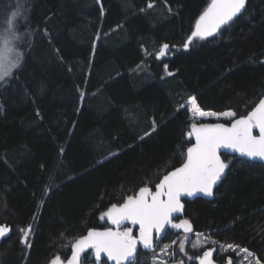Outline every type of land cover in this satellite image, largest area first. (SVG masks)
I'll return each mask as SVG.
<instances>
[{"label": "trees", "instance_id": "obj_1", "mask_svg": "<svg viewBox=\"0 0 264 264\" xmlns=\"http://www.w3.org/2000/svg\"><path fill=\"white\" fill-rule=\"evenodd\" d=\"M209 3L0 0V29L18 12L23 53L0 82V225L11 227L0 264L65 261L87 230L111 228L100 219L111 204L140 186L154 190L182 164L194 122L189 97L204 111H234L233 119L254 108L264 93V0H246L232 22L185 49ZM165 43L169 55L158 62ZM222 158L229 166L213 199L185 201L179 216L193 228L187 262L214 248L235 264H264V164ZM29 225L30 247L20 231ZM197 234L205 247H193ZM173 238L168 230L163 243ZM89 256L81 264H96ZM155 259L139 248L137 264Z\"/></svg>", "mask_w": 264, "mask_h": 264}, {"label": "snow or ice", "instance_id": "obj_2", "mask_svg": "<svg viewBox=\"0 0 264 264\" xmlns=\"http://www.w3.org/2000/svg\"><path fill=\"white\" fill-rule=\"evenodd\" d=\"M246 0H210V3L195 21V28L187 41L183 44L185 49L196 38L206 39L214 36L221 28L232 22L245 8ZM151 8L153 5L148 4ZM18 12L12 13V18H5L6 28L0 34V82L10 77L13 70L17 68L22 60L20 52L15 51V41L18 39L16 28V17ZM169 51V45L163 44L156 54V59L165 57ZM14 55V59L11 57ZM165 73L173 75L168 71V65H164ZM190 112L193 123L186 138L190 146L186 149L185 158L180 167L166 172L154 186H140L133 194L122 198L121 202L111 204L100 216L101 220L106 218L113 227L104 230H87L86 235L76 238L71 242V258L67 264H81V255L91 249L97 264H101L102 256L114 264H137L139 248L155 252L156 241H163L167 234V228L182 230L185 233L184 240L179 243V252H185V242L188 235L193 232L189 220L178 219L176 214L182 212L184 205L182 197H193L198 193L205 196L213 195V187L225 174L228 162L221 159V150H231L251 159L264 161V99L246 115L239 118L237 113L231 110L217 113L204 111L195 97H189ZM184 107V106H182ZM221 117L231 119L230 126L224 123H197L199 118ZM153 121V131H155ZM257 130L258 134H254ZM194 139V143L191 141ZM138 230V234H134ZM21 243L30 247L27 237L31 232V225L21 229ZM11 227L0 225V240L8 238ZM193 243V247H205L200 244L199 236ZM175 241L164 244L160 248V255H171L170 249ZM233 249L229 244L225 250ZM247 252V249L244 250ZM214 248H206L201 255L196 257L198 264H216L214 259ZM251 255V253H248ZM50 264H63L60 256L54 257ZM156 264H169L167 260H157ZM179 264H184L183 260ZM226 264H234L229 256ZM257 264H260L257 260Z\"/></svg>", "mask_w": 264, "mask_h": 264}, {"label": "rangeland", "instance_id": "obj_3", "mask_svg": "<svg viewBox=\"0 0 264 264\" xmlns=\"http://www.w3.org/2000/svg\"><path fill=\"white\" fill-rule=\"evenodd\" d=\"M148 4H149V3H148ZM148 4H147V6H146L147 8H148ZM5 28H6V27H4V28L2 27V28L0 29V34H3ZM17 37L19 38L18 33H17ZM18 43H19V39H17V40L15 41V51H17L16 48L19 49L20 44H18ZM152 49H153V48H152ZM156 51H159V49L157 48ZM21 54H23L22 51H21ZM168 55H169V54H168ZM166 56H167V55H166ZM166 56H165V57H166ZM11 59H14V55L11 57ZM186 104H187V106H188V108H189V110H190L189 100L187 101ZM190 113H191V112H190ZM199 119L213 120V119H216V118H215V117H207V118H199ZM227 120H230V119H227V118H224V117H221L219 120L216 119V121H227ZM230 121H231V120H230ZM178 218H179V217H178ZM104 220L107 221L106 218H105ZM182 220H184V219H180V218H179V219H177L175 222H180V221H182ZM34 230H35L34 225H31V232L29 233V235H28V237H27L28 244H30L31 235L34 233ZM169 230L173 232V237H174V238H173V241L176 240L175 245L172 247V249H170L171 255H169V254L160 255V254H159V252H160V248L163 247L164 243H163V241H162V242H160V241H156V244H157V247H156V249H155L156 259H155V261H154V264H156V261H157V260H160V259L167 260V261L169 262V264H179V262H180L181 260H183L184 264H188L187 261H192V258L188 256V251H189V250L191 249V247H192V246L189 245V241L191 240V236H192V235H191V234H187V235H188V240L185 242V252H184V253H181V252H179V243H180V241L184 240L185 233H184L182 230L171 229L170 227H169ZM135 231H136V230H134V232H135ZM21 244H22V245H25V244H23V243H21ZM220 247H222V246H220ZM227 251H229V252H231V253H234V254H236L238 257L243 258V259H249V258L251 257V255H248V252H245L244 250H237V249L233 248V249H229V250H227ZM89 255H90V256L88 257L89 260H95V256H94L93 251H90V252H89ZM180 257H181V258H180ZM195 261H197V259H196ZM63 262H64V261H63ZM93 263H96V264H97L96 260L93 261ZM101 264H102V263H101Z\"/></svg>", "mask_w": 264, "mask_h": 264}, {"label": "water", "instance_id": "obj_4", "mask_svg": "<svg viewBox=\"0 0 264 264\" xmlns=\"http://www.w3.org/2000/svg\"><path fill=\"white\" fill-rule=\"evenodd\" d=\"M209 38V37H208ZM207 39V38H206ZM168 53H169V51H168ZM167 53V54H168ZM166 54V55H167ZM165 55V56H166ZM155 58H156V55H155ZM164 58V57H163ZM163 58H161L160 60H157L158 62L159 61H161ZM260 99H264V93H263V95H262V97L260 98ZM259 99V100H260ZM259 102V101H258ZM258 102L256 103V104H258ZM205 123H224V122H220V121H217V122H205ZM231 123H232V120L229 122V123H224L226 126H230L231 125ZM190 131V130H189ZM254 134H258V132H257V130H254ZM191 143H194V139L191 141ZM190 146V145H189ZM187 149V148H186ZM185 155H186V151H185ZM185 155H184V158H185ZM222 155H227V156H234V157H237V158H239V159H243V160H246V161H249V162H256V163H261V164H264V161H261V160H259L258 158L257 159H251V158H248V157H245V156H241V155H239L238 153H233V152H231V150H225V149H222L221 150V159H223L222 158ZM181 166V165H180ZM180 166H178V167H180ZM177 168V167H176ZM175 169V168H174ZM174 169H172V170H174ZM170 171V170H169ZM225 175H226V171H225V174L221 177V179L219 180V181H217V183H216V185L213 187V195L212 196H205V195H203V194H197L196 196H193V197H182V203H183V205H184V202L185 201H192V200H194L195 198H202V199H205V200H212L213 199V196H214V191H215V189L218 187V185L220 184V182L224 179V177H225ZM184 209V208H183ZM182 212H183V210H182ZM182 212L181 213H179V214H176L178 217L179 216H181L182 215ZM109 225H111L110 223H108ZM112 226V225H111ZM113 227V226H112ZM93 230H104V229H93ZM169 230V228H167V230L166 231H168ZM87 233V232H86ZM86 233L84 234V235H86ZM10 234V233H9ZM9 234H8V236H9ZM1 241L2 240H0V243H1ZM89 251H92L91 249H89L88 251H86L85 253H83L82 255H81V260H82V258H83V256L85 255V254H87ZM71 258V248H70V254H69V256H68V258L63 262V264H67V261L69 260ZM102 259L104 260V262L106 263V264H114V262L113 261H108L107 260V257L106 256H102ZM217 264V263H216Z\"/></svg>", "mask_w": 264, "mask_h": 264}, {"label": "flooded vegetation", "instance_id": "obj_5", "mask_svg": "<svg viewBox=\"0 0 264 264\" xmlns=\"http://www.w3.org/2000/svg\"><path fill=\"white\" fill-rule=\"evenodd\" d=\"M137 232H138V230H136L135 231V234H137ZM32 236L33 235H31V239H32ZM30 242H31V240H30ZM217 256V257H216ZM227 257H229V256H225V258L224 259H222L221 257H219L218 255H215V253H214V259L216 260V263L217 264H226V258ZM233 259V258H232ZM234 261V260H233ZM197 262V264H198V261H196ZM234 264H235V262H234Z\"/></svg>", "mask_w": 264, "mask_h": 264}, {"label": "bare ground", "instance_id": "obj_6", "mask_svg": "<svg viewBox=\"0 0 264 264\" xmlns=\"http://www.w3.org/2000/svg\"><path fill=\"white\" fill-rule=\"evenodd\" d=\"M156 59V58H155ZM189 130H190V128H189ZM168 232V231H167Z\"/></svg>", "mask_w": 264, "mask_h": 264}]
</instances>
